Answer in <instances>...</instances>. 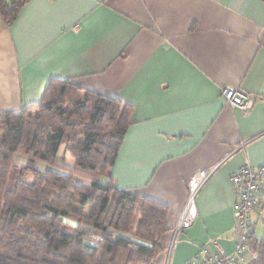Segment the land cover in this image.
Masks as SVG:
<instances>
[{
    "label": "crops",
    "instance_id": "0c3cea01",
    "mask_svg": "<svg viewBox=\"0 0 264 264\" xmlns=\"http://www.w3.org/2000/svg\"><path fill=\"white\" fill-rule=\"evenodd\" d=\"M54 81L132 107L110 177L167 208L153 264L233 252L229 176L264 166V102L243 115L220 92L264 96V0H27L0 17V111L40 104ZM214 166L175 236L189 179Z\"/></svg>",
    "mask_w": 264,
    "mask_h": 264
},
{
    "label": "trees",
    "instance_id": "16d2710c",
    "mask_svg": "<svg viewBox=\"0 0 264 264\" xmlns=\"http://www.w3.org/2000/svg\"><path fill=\"white\" fill-rule=\"evenodd\" d=\"M26 1L0 0L3 22L10 24ZM131 115L118 98L66 81L49 83L36 106L0 111V264L154 263L167 208L116 189L110 177ZM66 154L72 169L56 163ZM18 155L27 164L9 190ZM35 162L62 172H39ZM77 176L88 185L74 183ZM90 232L100 234L97 246L85 240ZM250 245L256 258L249 264H264V236L253 231Z\"/></svg>",
    "mask_w": 264,
    "mask_h": 264
},
{
    "label": "built area",
    "instance_id": "2783aa9c",
    "mask_svg": "<svg viewBox=\"0 0 264 264\" xmlns=\"http://www.w3.org/2000/svg\"><path fill=\"white\" fill-rule=\"evenodd\" d=\"M220 93L225 106L237 109L243 115L250 112L257 100L264 102V96H253L237 88L224 87ZM216 168L217 166L200 170L189 179L186 202L173 229L175 236L195 222L196 198ZM229 183L234 195L232 216L236 242L233 252L225 253L215 245L213 251L200 248L183 264H249L256 258L250 245L251 233L254 231L251 214L256 213L258 218L264 215V166L252 167L244 164L229 176ZM99 235L97 232H90L85 240L90 245L97 246L100 242Z\"/></svg>",
    "mask_w": 264,
    "mask_h": 264
},
{
    "label": "rangeland",
    "instance_id": "374dc122",
    "mask_svg": "<svg viewBox=\"0 0 264 264\" xmlns=\"http://www.w3.org/2000/svg\"><path fill=\"white\" fill-rule=\"evenodd\" d=\"M64 148H65V145L63 143L60 145V147L58 149L57 158H59L63 155ZM56 163L64 166L67 169H72L73 164H74V160L71 156L66 154L64 160H59ZM26 164H27V161H26L25 157H23L21 155L14 157L13 168L11 169V174H10V177L8 180V189L9 190H13L17 180L22 178V177H20V171H21V168H23ZM34 168L39 172H44L47 169H52V170L62 172V170L57 169V167L49 166L48 164H45L43 162H35ZM28 178H30V176L26 175V176H24L23 180H27ZM74 180H75L74 183L82 184V185H86V186L89 183V180L85 177L77 176V177H74ZM262 219H263V216L258 218L256 213L251 214V222L254 225V233H255V236L257 239L264 236V224L262 222Z\"/></svg>",
    "mask_w": 264,
    "mask_h": 264
},
{
    "label": "water",
    "instance_id": "95a60500",
    "mask_svg": "<svg viewBox=\"0 0 264 264\" xmlns=\"http://www.w3.org/2000/svg\"><path fill=\"white\" fill-rule=\"evenodd\" d=\"M262 222H263V224H264V215H263V219H262Z\"/></svg>",
    "mask_w": 264,
    "mask_h": 264
}]
</instances>
